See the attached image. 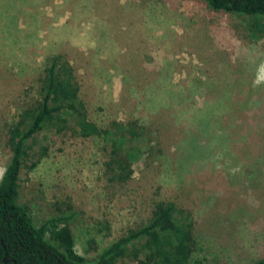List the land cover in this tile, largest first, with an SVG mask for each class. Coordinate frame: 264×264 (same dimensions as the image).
<instances>
[{
	"label": "rangeland",
	"instance_id": "rangeland-1",
	"mask_svg": "<svg viewBox=\"0 0 264 264\" xmlns=\"http://www.w3.org/2000/svg\"><path fill=\"white\" fill-rule=\"evenodd\" d=\"M54 54L89 121L133 122L142 137L119 154L124 182L111 179L101 137H37L45 155L17 192L36 224L73 211L74 250L93 259L171 202L191 221L193 260L264 257V33L197 0H0V175L9 125L37 100Z\"/></svg>",
	"mask_w": 264,
	"mask_h": 264
},
{
	"label": "trees",
	"instance_id": "trees-1",
	"mask_svg": "<svg viewBox=\"0 0 264 264\" xmlns=\"http://www.w3.org/2000/svg\"><path fill=\"white\" fill-rule=\"evenodd\" d=\"M197 1L212 12L246 18L252 32L264 33V0ZM37 95L7 130L10 157L0 175V264H116L125 258L136 264H202L192 259L195 239L191 221L171 202L154 203L143 226L119 236L93 259H85L74 250L69 228L73 211L40 224L34 222L27 209L17 203V192L21 172L32 169L45 155V144L31 145L37 137L64 131L83 139L101 137L111 147L106 164L111 168V179L119 182L129 176L120 155L132 157V143H139L142 137L141 128L133 122H112L99 128L87 119L73 69L61 54L45 59ZM248 264H264V257Z\"/></svg>",
	"mask_w": 264,
	"mask_h": 264
}]
</instances>
